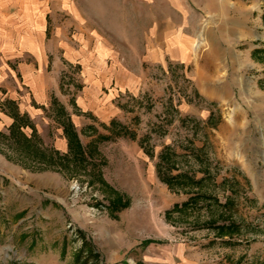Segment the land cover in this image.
Segmentation results:
<instances>
[{
    "label": "rangeland",
    "instance_id": "rangeland-1",
    "mask_svg": "<svg viewBox=\"0 0 264 264\" xmlns=\"http://www.w3.org/2000/svg\"><path fill=\"white\" fill-rule=\"evenodd\" d=\"M93 5L85 25L118 46L107 55L117 74L101 77L99 104L80 103L89 84L79 63H66L49 107L20 112L0 98V122L4 114L13 120L0 127V264H75L78 229L101 252L98 264L264 262V0H233L226 21L195 9L184 18L192 47L170 43L164 64L146 58L145 13L152 10L105 0L97 17ZM169 15L170 24L180 23L173 9ZM64 19L79 47L80 24ZM15 120L21 127L14 136ZM70 122L93 151L88 163L70 150ZM167 151L171 174L203 182L186 179L171 189L159 173ZM198 188L221 202L235 199L232 215L241 227L233 239L194 224L208 218L207 208L198 218L166 215ZM113 190L129 201L126 208L111 209Z\"/></svg>",
    "mask_w": 264,
    "mask_h": 264
},
{
    "label": "crops",
    "instance_id": "crops-1",
    "mask_svg": "<svg viewBox=\"0 0 264 264\" xmlns=\"http://www.w3.org/2000/svg\"><path fill=\"white\" fill-rule=\"evenodd\" d=\"M128 1L134 6L137 1L142 2L146 10H152L145 13V48L146 58L155 64H164L170 43L177 49L192 47L193 40L185 35L184 18L194 16L195 9H207L206 13L219 21H226L233 14V0H213L215 9H212V0ZM94 2L96 16H102L105 0H0L1 100L7 105L14 101L20 112L32 113L42 105L49 107L53 92L57 94L58 78L66 63H79L83 68V81L89 84L80 103L86 109L99 104L102 78L109 75L112 81L117 74L116 68H107V55L118 46L106 40L99 27L85 25L89 24L90 7ZM170 9L181 18L180 23L170 24ZM67 16L80 24V32L75 34L81 42L79 47L73 44L68 21H63ZM192 32L195 33V29ZM214 40L219 41V37ZM121 72L128 74L127 70ZM7 105L3 104L2 108ZM11 121V117L4 114L0 127Z\"/></svg>",
    "mask_w": 264,
    "mask_h": 264
},
{
    "label": "trees",
    "instance_id": "trees-1",
    "mask_svg": "<svg viewBox=\"0 0 264 264\" xmlns=\"http://www.w3.org/2000/svg\"><path fill=\"white\" fill-rule=\"evenodd\" d=\"M20 116V115H19ZM19 119V118H18ZM115 124V121H111L110 125ZM13 127H11L12 134L16 135V130L20 131V123L18 120H15L12 124ZM64 131L66 135L68 136L69 140V147L70 150L73 152V155H77L80 157L82 162H90L89 158H91V155L93 153L92 150L87 151L85 146L83 145L79 133L77 132L76 128L74 127V124L72 122L68 123L67 126L64 127ZM24 140L27 141L29 144H33L32 138L27 135H23ZM97 137L104 138L108 137L104 134H99ZM96 147V146H95ZM94 147V148H95ZM37 148V147H36ZM41 149V148H37ZM46 149V148H44ZM94 150V149H93ZM45 152V150H42ZM58 151H54L52 154H49V157L53 154H57ZM54 155V157H56ZM56 159V158H54ZM162 159V165L160 168V177L161 179L166 182L171 189H175L178 186L183 187L185 186L186 179H188L191 184L194 185H200L205 178L196 179L195 177H191L184 173L180 172L177 174H171L172 173V167L175 164L172 160L171 153L170 152H164L161 156ZM168 166L169 169H167V172L163 171V165ZM163 167V168H162ZM171 168V169H170ZM208 174L205 173L203 177H207ZM103 183L106 186H109V184L104 180V178H101ZM198 188L197 191L192 192L190 197L182 202V203H175L172 208L168 209L166 211V215L171 217L174 212H180V214H185L187 216H192L198 218L200 215V211L204 208L209 209V216L207 219L203 220V223L201 224V220L196 219L194 222L195 225L200 227H207L211 228L216 231V234L219 237H225L230 236L229 239H233L232 235L234 234V231L239 229L240 223L236 222L234 220L232 215V208L235 203V199L232 196H227V199L225 202H221L220 199H218L215 195L208 194L206 192H202ZM114 191V197L110 199V207L114 211L121 210L123 208H126L129 205V201L124 200V196L119 194L116 190ZM198 216V217H197ZM78 236H80L82 243L79 248L75 251V264H98L101 261V252L96 248L94 245L92 239L86 236V233L82 229L77 230ZM260 264H264V262H261Z\"/></svg>",
    "mask_w": 264,
    "mask_h": 264
}]
</instances>
